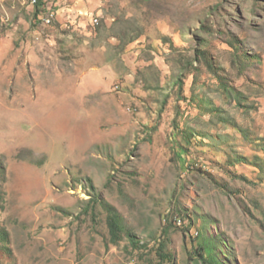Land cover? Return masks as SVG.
<instances>
[{
  "label": "rangeland",
  "instance_id": "rangeland-1",
  "mask_svg": "<svg viewBox=\"0 0 264 264\" xmlns=\"http://www.w3.org/2000/svg\"><path fill=\"white\" fill-rule=\"evenodd\" d=\"M33 1L0 0V264H264V0Z\"/></svg>",
  "mask_w": 264,
  "mask_h": 264
},
{
  "label": "trees",
  "instance_id": "trees-1",
  "mask_svg": "<svg viewBox=\"0 0 264 264\" xmlns=\"http://www.w3.org/2000/svg\"><path fill=\"white\" fill-rule=\"evenodd\" d=\"M39 10L36 9V15L38 14ZM108 216H107V224L109 227V233L111 236L112 243H117L120 240L121 232L123 230L121 222L119 220V215L117 212L112 208H107ZM132 244L134 246L137 245V241L132 239ZM200 250H198V256L202 259L203 263L205 264H225L222 260L217 259V257L213 254L212 249L208 245L200 246ZM158 256L160 260L157 264H163V262L169 259L171 256L164 251L163 243L160 244L158 248Z\"/></svg>",
  "mask_w": 264,
  "mask_h": 264
},
{
  "label": "built area",
  "instance_id": "built-area-1",
  "mask_svg": "<svg viewBox=\"0 0 264 264\" xmlns=\"http://www.w3.org/2000/svg\"><path fill=\"white\" fill-rule=\"evenodd\" d=\"M33 2H36V0H34ZM50 18H52V16Z\"/></svg>",
  "mask_w": 264,
  "mask_h": 264
}]
</instances>
